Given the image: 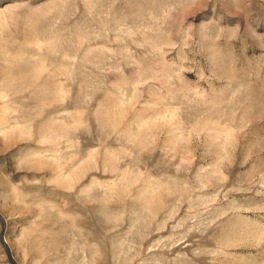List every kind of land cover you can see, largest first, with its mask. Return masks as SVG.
<instances>
[{
	"label": "rangeland",
	"instance_id": "1",
	"mask_svg": "<svg viewBox=\"0 0 264 264\" xmlns=\"http://www.w3.org/2000/svg\"><path fill=\"white\" fill-rule=\"evenodd\" d=\"M0 264H264V0H0Z\"/></svg>",
	"mask_w": 264,
	"mask_h": 264
}]
</instances>
